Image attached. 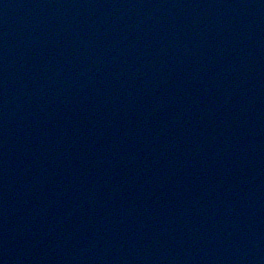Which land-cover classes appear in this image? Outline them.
I'll return each instance as SVG.
<instances>
[{
  "label": "water",
  "instance_id": "water-1",
  "mask_svg": "<svg viewBox=\"0 0 264 264\" xmlns=\"http://www.w3.org/2000/svg\"><path fill=\"white\" fill-rule=\"evenodd\" d=\"M0 264H264V0H0Z\"/></svg>",
  "mask_w": 264,
  "mask_h": 264
}]
</instances>
